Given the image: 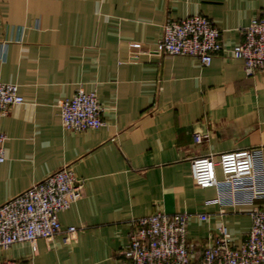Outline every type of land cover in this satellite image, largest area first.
<instances>
[{
    "label": "crops",
    "instance_id": "obj_1",
    "mask_svg": "<svg viewBox=\"0 0 264 264\" xmlns=\"http://www.w3.org/2000/svg\"><path fill=\"white\" fill-rule=\"evenodd\" d=\"M200 15L220 31L209 66L148 54L166 21ZM255 18L264 0H0V79L24 99L0 121V205L66 165L83 181L51 242L0 249V263L129 264L133 221L157 212L189 215L193 264L220 225L239 246L250 207L220 205L215 189L195 185L191 162L247 149L264 157V69L246 77L229 54ZM78 89L96 92L103 127L62 128L57 103Z\"/></svg>",
    "mask_w": 264,
    "mask_h": 264
},
{
    "label": "built area",
    "instance_id": "obj_2",
    "mask_svg": "<svg viewBox=\"0 0 264 264\" xmlns=\"http://www.w3.org/2000/svg\"><path fill=\"white\" fill-rule=\"evenodd\" d=\"M242 42L229 50L230 57L243 64L246 77L264 69V19L255 18L240 33ZM130 61L139 59V43L130 44ZM223 50L220 31L204 16L180 21L168 20L162 35L148 54L185 56L197 59L201 66L210 65ZM24 102L18 86L0 79V121L14 105ZM62 128L68 132L97 130L104 126V109L96 92L78 89L70 98L57 103ZM6 137L0 131V163L4 161ZM201 143L199 136L194 137ZM193 181L200 189H215L217 202L223 206H249L250 228L239 246L225 225H220L195 264H264V157L260 149L201 156L192 160ZM83 181L70 166L33 184L25 191L0 205V249L15 244L34 245L38 240L51 242L60 233L58 217L82 197ZM261 201V205L255 204ZM222 212L220 215H222ZM186 213H161L133 221L134 229L121 256L129 264H193V247L187 241ZM207 221L208 215H197ZM74 227L66 230L75 232ZM0 264H21L4 261Z\"/></svg>",
    "mask_w": 264,
    "mask_h": 264
}]
</instances>
